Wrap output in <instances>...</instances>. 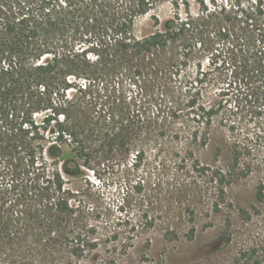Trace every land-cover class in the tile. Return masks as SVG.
<instances>
[{
    "label": "trees",
    "instance_id": "obj_1",
    "mask_svg": "<svg viewBox=\"0 0 264 264\" xmlns=\"http://www.w3.org/2000/svg\"><path fill=\"white\" fill-rule=\"evenodd\" d=\"M157 1L0 0V264L116 261L72 188L96 157L127 181L141 173L127 229L193 241L204 212L230 227L229 191L251 175L253 144L264 151V0H168L172 17L139 37ZM235 114L247 133L228 166L203 164L196 150ZM166 148L178 151L167 190L144 171ZM255 252L232 264H258Z\"/></svg>",
    "mask_w": 264,
    "mask_h": 264
},
{
    "label": "rangeland",
    "instance_id": "obj_2",
    "mask_svg": "<svg viewBox=\"0 0 264 264\" xmlns=\"http://www.w3.org/2000/svg\"><path fill=\"white\" fill-rule=\"evenodd\" d=\"M190 1L194 3V0ZM172 15L170 2L158 0L148 15L137 20V35L141 37L152 32L154 16L166 21ZM216 92L210 91V97H214ZM246 123V118L236 114L217 119L209 146L197 149L196 157L205 165L227 167L232 144L243 140L247 133ZM230 126L235 130L232 131ZM252 148L254 169L251 175L229 191L228 201L233 206L229 210L230 227L227 226L226 214L216 217L204 212L197 221L198 231L193 241L182 238L169 242L163 238L160 226L145 232L141 227L139 231L127 229L140 215L139 200L132 189L141 179V173L129 176L128 182L122 173L113 170L112 163L102 162L96 157L90 169L82 168V177L74 180L72 188L82 197L88 228L100 243V249L116 254V261L111 264H123L122 260L129 264H232L239 257V252L250 250L256 251L254 260L264 264V200L260 202L257 199L260 187L264 193V151L254 144ZM176 152L166 148L147 153L144 171L151 174L152 182L163 183L165 190L174 183ZM240 209L247 210L251 218L243 219ZM210 220L213 225L207 227ZM101 258V254L96 257L100 264Z\"/></svg>",
    "mask_w": 264,
    "mask_h": 264
}]
</instances>
